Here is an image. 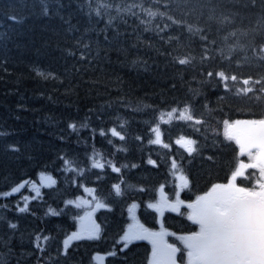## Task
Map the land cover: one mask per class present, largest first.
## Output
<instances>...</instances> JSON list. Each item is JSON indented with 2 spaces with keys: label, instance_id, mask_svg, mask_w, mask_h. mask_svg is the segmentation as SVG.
Returning a JSON list of instances; mask_svg holds the SVG:
<instances>
[{
  "label": "trees",
  "instance_id": "trees-1",
  "mask_svg": "<svg viewBox=\"0 0 264 264\" xmlns=\"http://www.w3.org/2000/svg\"><path fill=\"white\" fill-rule=\"evenodd\" d=\"M98 2L110 5L99 17ZM166 2L0 0V193L21 182L29 191L25 187L24 192L0 195V255L12 256L4 264H98L97 254L106 256V264H144L146 245L120 251L125 209L136 203L148 213L143 208L155 199L157 188L174 189L172 158L191 182L181 192L184 200L212 182H225L236 154L223 136V121L264 115V84L250 82L254 92L237 95L242 84L229 81L232 90L226 93L219 78L207 73L264 79V53L259 50L264 46V20L259 9L238 7L246 0H206L215 5L212 21L207 10L204 16L175 11L178 23L168 22L170 28L158 34L156 26L163 27L166 18H152L145 30L140 20L148 18L140 8L133 9L140 19L116 12L117 6L131 4L165 11ZM109 16L116 17L111 25L106 24ZM187 24L204 29L210 59H201V36L189 33ZM169 36L174 38L170 42ZM183 57L190 63L173 62ZM186 104L203 124L178 119V112L168 117L172 108L182 110ZM157 124L171 150L183 135L196 141V151L186 156L150 143ZM112 128L124 139L112 136ZM93 159L105 167H93ZM109 162L120 173L113 172ZM40 173L56 183L40 188L37 195L29 188ZM120 179L128 189L117 196L112 185ZM84 187L96 189V196L109 205L97 215L100 239L69 241L64 255L62 237H52L55 244L50 246L43 240L45 231L54 222L66 229L64 240L70 236L83 210L66 201L87 196ZM183 221L168 226L176 232L191 230L181 227Z\"/></svg>",
  "mask_w": 264,
  "mask_h": 264
},
{
  "label": "snow or ice",
  "instance_id": "snow-or-ice-1",
  "mask_svg": "<svg viewBox=\"0 0 264 264\" xmlns=\"http://www.w3.org/2000/svg\"><path fill=\"white\" fill-rule=\"evenodd\" d=\"M91 7L90 3L89 8ZM109 7L108 4L98 2L95 8L96 15L101 16V9ZM163 7L165 11H160L159 8L156 10H153L152 7L146 8L143 4H131L123 8L117 6L116 12L118 15L130 13L133 17L140 19V15L133 11L135 8H140L143 15L148 18L140 20L145 25V30L151 26L152 18L157 16L166 18L163 27L156 26L158 34L165 33L170 28L168 22L171 24L178 23L173 14L175 11H181L183 15L198 14L204 16L205 10H207L208 21L215 18V5L210 6L206 0H178L175 4L169 0ZM238 7L249 12H255L259 9L262 20H264V0H246ZM115 18L109 16L106 24H113ZM186 27L189 33L195 32L201 36L204 44L201 59H210L211 56L207 47L209 41L204 29L199 27L194 29L191 24H187ZM103 38L105 41L109 39L106 30L103 33ZM161 38L163 39V36ZM173 39L172 36L168 37L169 42ZM175 39L179 40V37H175ZM211 44L214 46L215 41H211ZM88 47L89 45H84V48ZM259 50L264 53V46H261ZM167 54L171 55L170 52ZM81 58H85L84 53H81ZM173 62L185 66L190 63V60L187 57L174 58ZM207 75L210 78L214 75L218 77L219 81L223 83L226 93L232 90L229 81L233 84H242V87L235 90L237 95L253 93L254 88L249 86L250 82L252 84H264V79L253 80L249 76L238 80L236 74L229 75L224 71L208 72ZM177 112L179 113L178 119L193 122L194 125L204 123L201 118L193 115L190 105L186 104L182 110L172 108L167 115L171 119L173 114ZM163 117L164 114L161 113L159 119L163 120ZM164 122L168 123L170 120ZM69 127L74 128L75 125L70 124ZM152 132L155 133V139L151 140L150 143L162 144L164 148H170L169 144H164L162 141L159 124L152 128ZM101 134L103 135V130H101ZM111 134L121 140L124 139V136L116 128L111 129ZM223 136L226 140L234 142L236 154L225 182H212L206 188L197 190L188 199H181V192L189 188L191 182L189 177L185 175L183 168L178 165L177 160L172 158L171 175L174 177L175 200L169 198L163 191L164 185H161L159 199L155 203L147 205L160 216H163L165 210L178 212L181 206L186 209L187 220L194 227L177 237L182 247H177L176 243L169 242L167 237L176 234L170 233L163 227V224L159 230H154L141 223L135 214V209L138 207L136 203H132L128 207L129 218L132 222L123 231L120 240L123 241L124 248H127L133 241H147L151 245V251L146 255L144 264H178V261L179 264H264V115L258 118L224 120ZM175 144L179 145L189 155L196 151L194 147L196 141L187 136H180L175 140ZM241 157H247V160L245 161ZM208 159L211 160L212 157H208ZM149 163L155 164V161L149 160ZM65 164L67 165L69 162L65 161ZM109 164L113 172L120 173L119 167L110 162ZM92 166L103 169L105 164L93 159ZM39 175L42 184L45 181L48 185L56 183L51 176H45L44 173ZM122 183L123 181L112 185L117 196L123 194ZM23 186L24 182H21L12 187L10 192L0 193V195L9 196L18 192ZM140 190L143 191V189ZM35 191L39 195V187H36ZM84 192L92 199L78 196L75 200L66 201L67 204H74L77 209H82L83 215L76 217L79 221L78 230L63 241L64 255H67L69 241L99 238L100 228L93 216L97 209L109 207L107 203L96 196V189L84 187ZM19 211L23 212L25 209L20 208ZM8 226L10 228L16 227L15 224ZM37 247L39 248V244ZM109 255H115V253H109ZM95 258L99 259V254Z\"/></svg>",
  "mask_w": 264,
  "mask_h": 264
},
{
  "label": "bare ground",
  "instance_id": "bare-ground-1",
  "mask_svg": "<svg viewBox=\"0 0 264 264\" xmlns=\"http://www.w3.org/2000/svg\"><path fill=\"white\" fill-rule=\"evenodd\" d=\"M151 218L152 216L144 211L140 214V219L142 221H150ZM55 224L56 223L53 222L52 225L49 227L48 232L45 231V236L47 237V239H43L44 241L46 240V243H49L50 246H53L52 243L55 244V242L51 239L52 237L55 236L56 239H60L62 237L64 241V235H66V232H67L66 229H64V227H61L60 225H55ZM37 244L38 242L35 243V245Z\"/></svg>",
  "mask_w": 264,
  "mask_h": 264
},
{
  "label": "rangeland",
  "instance_id": "rangeland-1",
  "mask_svg": "<svg viewBox=\"0 0 264 264\" xmlns=\"http://www.w3.org/2000/svg\"><path fill=\"white\" fill-rule=\"evenodd\" d=\"M49 186H51V185H48L46 181L42 184V183H41L40 176H39L37 183L32 184L30 189H31L32 191L36 192V191H35V188H36V187H39V189H40V188H42V187H49ZM159 195H160V190H159V192L157 193V200L159 199ZM157 200H156V201H157ZM78 228H79V221H78ZM78 228H77V230H78ZM173 239L176 240L177 242H179V240L176 239V237H173ZM177 246H178V247H181L180 242H179V244H178ZM24 254H25V253H23V255H24ZM11 257H12V256H10L9 252H7V255H5V256H3V257H1V255H0V264H4V263H5L9 258H11Z\"/></svg>",
  "mask_w": 264,
  "mask_h": 264
},
{
  "label": "water",
  "instance_id": "water-1",
  "mask_svg": "<svg viewBox=\"0 0 264 264\" xmlns=\"http://www.w3.org/2000/svg\"><path fill=\"white\" fill-rule=\"evenodd\" d=\"M140 242H145V243H148L147 241H140ZM149 244V243H148ZM150 245V244H149ZM151 246V245H150Z\"/></svg>",
  "mask_w": 264,
  "mask_h": 264
}]
</instances>
